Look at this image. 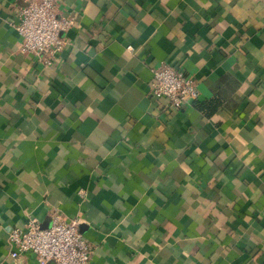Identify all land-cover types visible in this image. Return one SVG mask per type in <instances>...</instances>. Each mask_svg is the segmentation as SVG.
<instances>
[{
  "label": "crops",
  "instance_id": "obj_1",
  "mask_svg": "<svg viewBox=\"0 0 264 264\" xmlns=\"http://www.w3.org/2000/svg\"><path fill=\"white\" fill-rule=\"evenodd\" d=\"M22 4L0 0V264H37L8 234L52 213L88 264H264V0H61L50 67L18 50ZM159 62L198 98H152Z\"/></svg>",
  "mask_w": 264,
  "mask_h": 264
},
{
  "label": "built area",
  "instance_id": "obj_2",
  "mask_svg": "<svg viewBox=\"0 0 264 264\" xmlns=\"http://www.w3.org/2000/svg\"><path fill=\"white\" fill-rule=\"evenodd\" d=\"M22 1L14 26L19 37L18 50L30 55L42 67H50L65 48L64 33L73 27L74 19L60 14L61 0ZM152 74L149 85L152 98L166 99L175 109L198 98L195 80L182 69L159 62ZM49 218L46 228L35 219H29L24 229L12 228L7 238L11 248L9 256L17 259L30 253L37 264H88L92 251L78 231L77 219L67 221L55 213Z\"/></svg>",
  "mask_w": 264,
  "mask_h": 264
},
{
  "label": "water",
  "instance_id": "obj_3",
  "mask_svg": "<svg viewBox=\"0 0 264 264\" xmlns=\"http://www.w3.org/2000/svg\"><path fill=\"white\" fill-rule=\"evenodd\" d=\"M48 226H49V222H46V223H42V224H41V227H42V228H46V227H48Z\"/></svg>",
  "mask_w": 264,
  "mask_h": 264
},
{
  "label": "trees",
  "instance_id": "obj_4",
  "mask_svg": "<svg viewBox=\"0 0 264 264\" xmlns=\"http://www.w3.org/2000/svg\"><path fill=\"white\" fill-rule=\"evenodd\" d=\"M199 107H200V108H204V106H203V105H200Z\"/></svg>",
  "mask_w": 264,
  "mask_h": 264
}]
</instances>
